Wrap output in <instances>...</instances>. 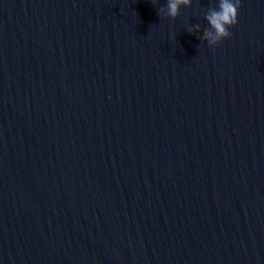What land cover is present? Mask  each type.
Returning <instances> with one entry per match:
<instances>
[{"label": "water", "instance_id": "95a60500", "mask_svg": "<svg viewBox=\"0 0 264 264\" xmlns=\"http://www.w3.org/2000/svg\"><path fill=\"white\" fill-rule=\"evenodd\" d=\"M0 0V264H264V0Z\"/></svg>", "mask_w": 264, "mask_h": 264}, {"label": "clouds", "instance_id": "9594fccd", "mask_svg": "<svg viewBox=\"0 0 264 264\" xmlns=\"http://www.w3.org/2000/svg\"><path fill=\"white\" fill-rule=\"evenodd\" d=\"M190 3L191 0H168L167 15L175 18L180 8ZM240 7V0H218L216 7L206 14L205 21L208 28L204 32L203 39L207 41L209 48H215L222 41L230 38V29L237 25Z\"/></svg>", "mask_w": 264, "mask_h": 264}]
</instances>
